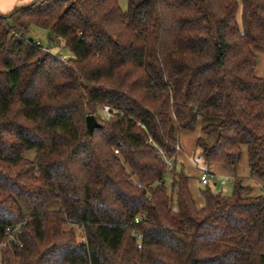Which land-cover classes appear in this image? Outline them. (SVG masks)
I'll return each instance as SVG.
<instances>
[{"label":"trees","instance_id":"1","mask_svg":"<svg viewBox=\"0 0 264 264\" xmlns=\"http://www.w3.org/2000/svg\"><path fill=\"white\" fill-rule=\"evenodd\" d=\"M261 50L264 0H33L0 13V264H264ZM198 125L195 157L235 175L231 196L204 185L201 208L176 152ZM244 150L259 196L236 175Z\"/></svg>","mask_w":264,"mask_h":264},{"label":"rangeland","instance_id":"2","mask_svg":"<svg viewBox=\"0 0 264 264\" xmlns=\"http://www.w3.org/2000/svg\"><path fill=\"white\" fill-rule=\"evenodd\" d=\"M119 4L121 6V8L123 10H126L127 8V0H118ZM32 35L37 39L38 42L42 43L43 46H45L46 48H49L50 50H52L53 52L59 53L62 56H71V53L68 49L63 48L62 42L58 41L55 39V37H53L49 31L44 30V29H40L37 27H33L32 30ZM262 51V50H261ZM264 58V54L260 56V60ZM262 74H264V69L263 71H260ZM261 74V76H263ZM101 110L100 109L98 111L99 116H101ZM201 132H200V126L198 125V127L196 128L195 131L192 132H182L180 134V144L182 141V146H183V157L188 154V156H190V161L188 159V163H185V161H183V163H185L186 165L184 166V170L186 172L187 175H189L191 177L190 180V185H191V189L193 191L194 194V198L197 202L198 206H203L204 205V200L201 196V190H204L206 187L199 181V177H197V175H201L202 172H209V165H206L202 160H199L198 157H195L194 154V150H195V141L198 138V136H200ZM213 139V136H212ZM179 163H178V170L181 169V165L183 163L180 162V160L178 159ZM181 163V164H180ZM212 180V179H211ZM168 182H170V178L168 180ZM233 187L234 184L231 182H229L226 186H221V185H217V186H213L211 185V188L214 192H223L225 195L227 196H231L232 192H233ZM56 204H54L52 207H50V209L55 208Z\"/></svg>","mask_w":264,"mask_h":264},{"label":"crops","instance_id":"3","mask_svg":"<svg viewBox=\"0 0 264 264\" xmlns=\"http://www.w3.org/2000/svg\"><path fill=\"white\" fill-rule=\"evenodd\" d=\"M33 0H27L26 3L21 4L20 0H0V13H8L11 12L12 10H14L15 8L22 6V5H26L30 2H32ZM259 55H263L264 54V50L262 51H258ZM264 69V58H262L261 60L259 59L258 65H257V74L259 76H261V72ZM264 78V74H262ZM196 143V141H195ZM183 146H182V141H181V151L177 154L178 159L180 160L181 163H183V161H185V163H188V159L190 161V156H188V154H186L183 157ZM183 163V165L185 166L186 164ZM211 175L214 176V180H218V181H222L224 179H228L229 181H231L234 178V174L232 172H230L227 168H225L222 165H211L209 167L208 170ZM204 172L201 173V175ZM201 175H197V177L201 176ZM239 178L242 179L243 181V185L245 187L250 188V195H254V196H259L262 194L263 191V183L256 177H254L249 170V166H248V158H247V153L244 150L243 155H242V159L241 162L239 164L238 167V171L236 174ZM199 181H200V177H199ZM201 183V181H200ZM229 183V182H228ZM202 185V183H201ZM190 189H191V185H190ZM192 195L194 197L193 191L191 189ZM195 199V198H194ZM196 201V200H195ZM197 204V202H196ZM198 206V205H197ZM199 208L203 207V206H198Z\"/></svg>","mask_w":264,"mask_h":264},{"label":"built area","instance_id":"4","mask_svg":"<svg viewBox=\"0 0 264 264\" xmlns=\"http://www.w3.org/2000/svg\"><path fill=\"white\" fill-rule=\"evenodd\" d=\"M118 112L113 110L111 107L109 106H105L104 108H102L101 110V117L104 119V120H112L114 119L115 115L117 114ZM181 151V147L178 145L176 146V152L177 154ZM116 153H118L116 151ZM161 155L163 156V158L165 159L166 161V164L168 165V167L171 169L172 168V162L171 160L165 156V154L161 151L160 152ZM214 180V176L211 175L210 173L208 172H204L201 176H200V181L203 185H207L210 181ZM229 182V180L226 178L222 181H220V183L222 185H226L227 183ZM136 222H139L138 219H136Z\"/></svg>","mask_w":264,"mask_h":264},{"label":"water","instance_id":"5","mask_svg":"<svg viewBox=\"0 0 264 264\" xmlns=\"http://www.w3.org/2000/svg\"><path fill=\"white\" fill-rule=\"evenodd\" d=\"M86 124H87V130L89 135H93L95 129H98L101 127V124L98 122L96 117L94 115H88L86 117Z\"/></svg>","mask_w":264,"mask_h":264},{"label":"clouds","instance_id":"6","mask_svg":"<svg viewBox=\"0 0 264 264\" xmlns=\"http://www.w3.org/2000/svg\"><path fill=\"white\" fill-rule=\"evenodd\" d=\"M27 0H20V3L23 4V3H26Z\"/></svg>","mask_w":264,"mask_h":264}]
</instances>
